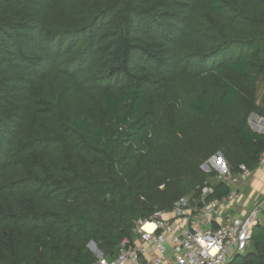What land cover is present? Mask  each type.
Returning <instances> with one entry per match:
<instances>
[{
    "label": "trees",
    "instance_id": "16d2710c",
    "mask_svg": "<svg viewBox=\"0 0 264 264\" xmlns=\"http://www.w3.org/2000/svg\"><path fill=\"white\" fill-rule=\"evenodd\" d=\"M262 80L264 0H0V264L113 258L137 220L226 196L201 166L258 168ZM227 264H264V224Z\"/></svg>",
    "mask_w": 264,
    "mask_h": 264
},
{
    "label": "built area",
    "instance_id": "2783aa9c",
    "mask_svg": "<svg viewBox=\"0 0 264 264\" xmlns=\"http://www.w3.org/2000/svg\"><path fill=\"white\" fill-rule=\"evenodd\" d=\"M252 128L264 133V116L255 115ZM264 165V150L258 167ZM229 186L223 198L209 197L212 188H202L197 198L184 196L170 210L155 211L150 218L135 222L133 235L124 237L113 258L100 254L92 264H227L243 253L251 241L252 229L264 224V197L245 210L239 206L236 186L252 171L241 164L232 173L218 153L201 166Z\"/></svg>",
    "mask_w": 264,
    "mask_h": 264
},
{
    "label": "crops",
    "instance_id": "0c3cea01",
    "mask_svg": "<svg viewBox=\"0 0 264 264\" xmlns=\"http://www.w3.org/2000/svg\"><path fill=\"white\" fill-rule=\"evenodd\" d=\"M263 92H264V88L262 90H258L259 102H261ZM254 117L255 114L251 115L250 121L254 120ZM250 126L252 127L253 125L250 123ZM238 189L241 194V199L239 200V206L242 208V210H245L247 207H249L251 202L253 203L256 200H262L264 197L262 195L264 191V165L252 171L250 178L246 182V186L243 188L240 185Z\"/></svg>",
    "mask_w": 264,
    "mask_h": 264
},
{
    "label": "rangeland",
    "instance_id": "374dc122",
    "mask_svg": "<svg viewBox=\"0 0 264 264\" xmlns=\"http://www.w3.org/2000/svg\"><path fill=\"white\" fill-rule=\"evenodd\" d=\"M264 88V80H262L260 83H259V89L258 90H262ZM250 121V120H249ZM228 166V165H227ZM202 168V167H201ZM203 169V168H202ZM204 170V169H203ZM206 172V171H205ZM209 173V172H208ZM250 178V177H249ZM208 180L209 181H211L212 180V178H208ZM213 181V180H212ZM248 181V180H247ZM247 181H245V182H240V183H238L236 186L239 188V186L241 185V187H245L246 186V182ZM262 195L264 196V191H263V193H262ZM258 201V200H257ZM255 202V201H254ZM253 202V203H254ZM252 202H251V204L249 205V207L253 204ZM264 206V205H263ZM96 253V252H95Z\"/></svg>",
    "mask_w": 264,
    "mask_h": 264
},
{
    "label": "water",
    "instance_id": "95a60500",
    "mask_svg": "<svg viewBox=\"0 0 264 264\" xmlns=\"http://www.w3.org/2000/svg\"><path fill=\"white\" fill-rule=\"evenodd\" d=\"M89 247H90L94 252H96L98 256L101 254L100 251L97 249L95 243L90 242V243H89Z\"/></svg>",
    "mask_w": 264,
    "mask_h": 264
}]
</instances>
